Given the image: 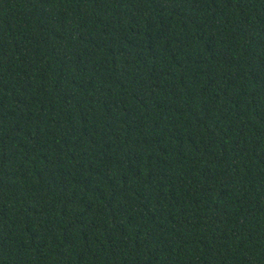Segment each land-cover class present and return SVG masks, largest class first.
<instances>
[{
	"label": "trees",
	"instance_id": "obj_1",
	"mask_svg": "<svg viewBox=\"0 0 264 264\" xmlns=\"http://www.w3.org/2000/svg\"><path fill=\"white\" fill-rule=\"evenodd\" d=\"M0 264H264V0H0Z\"/></svg>",
	"mask_w": 264,
	"mask_h": 264
}]
</instances>
